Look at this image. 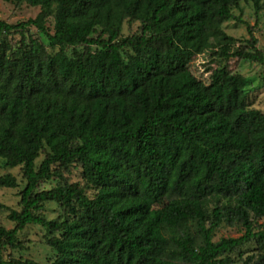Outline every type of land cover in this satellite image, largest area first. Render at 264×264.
Here are the masks:
<instances>
[{
    "label": "trees",
    "instance_id": "1",
    "mask_svg": "<svg viewBox=\"0 0 264 264\" xmlns=\"http://www.w3.org/2000/svg\"><path fill=\"white\" fill-rule=\"evenodd\" d=\"M10 1L39 11L0 19V168L24 178L20 209L7 215L14 227L0 226V264H232L234 252L264 264V225L254 226L264 218V111L227 65L264 63V52L249 26L241 45L223 28L243 22L241 3L258 13L263 0ZM133 22L137 32L123 35ZM206 53L207 81L191 70ZM76 165L83 183L65 175ZM16 186L0 173V189ZM48 202L55 219L41 214ZM222 223L243 235L214 241ZM31 224L53 258L4 259Z\"/></svg>",
    "mask_w": 264,
    "mask_h": 264
},
{
    "label": "rangeland",
    "instance_id": "2",
    "mask_svg": "<svg viewBox=\"0 0 264 264\" xmlns=\"http://www.w3.org/2000/svg\"><path fill=\"white\" fill-rule=\"evenodd\" d=\"M39 11V7L30 6L26 3H15L10 0H0V19L9 23H16L18 21H24L28 18L34 17ZM233 13L238 16L243 22L230 19L223 23V28L227 34L232 35L239 41L236 45L245 44V40L249 38L247 26L251 28L253 35L257 39L256 46L264 52V0L258 13L254 12V8L251 2L241 3V10L234 9ZM138 30V23L133 22L131 24L124 23L122 34L128 35L135 33ZM31 34L37 37V32L34 28L31 29ZM19 39L18 34H11L10 40L12 42ZM205 55L198 57L191 65V70L196 77L207 81L209 72L205 71V67L211 64L209 58ZM228 68L232 72H237L246 77L247 83V101L250 106H253L261 111H264V63L255 61H248L240 58H230L227 61ZM216 63H213L211 67H215ZM43 154H41L36 163L42 160ZM10 172L16 177L18 186L15 188H1L0 189V203L4 206L0 210V226L5 228H13L14 222L7 218L10 209L19 210V190L24 186V178L21 175L19 167L14 168H0V173ZM70 182L83 183L81 177V168L76 166H70L69 171L65 174ZM56 178H52L47 181H42L38 187V190L52 188L57 183ZM48 219H55L60 214V207L54 202H48L45 204L44 209L41 211ZM264 225V218L257 219L254 223L255 229ZM45 231L38 225H28L18 234L19 246L12 249L6 247L3 251V258L9 259L15 257L18 259H32L40 263L49 262L53 256L54 251L45 243L44 239ZM244 230L241 226H229L222 223L214 233V241L221 237H239L243 235ZM255 247L254 242H249L241 247L242 257L252 253V249ZM231 257L234 259L232 264H242L238 259V253H231Z\"/></svg>",
    "mask_w": 264,
    "mask_h": 264
}]
</instances>
